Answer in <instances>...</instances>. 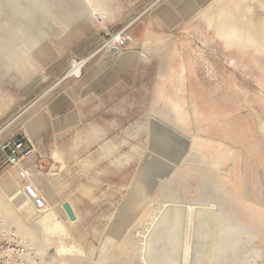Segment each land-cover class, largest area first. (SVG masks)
Masks as SVG:
<instances>
[{"label": "rangeland", "instance_id": "374dc122", "mask_svg": "<svg viewBox=\"0 0 264 264\" xmlns=\"http://www.w3.org/2000/svg\"><path fill=\"white\" fill-rule=\"evenodd\" d=\"M262 22L264 0H0V229L57 264H264Z\"/></svg>", "mask_w": 264, "mask_h": 264}, {"label": "built area", "instance_id": "2783aa9c", "mask_svg": "<svg viewBox=\"0 0 264 264\" xmlns=\"http://www.w3.org/2000/svg\"><path fill=\"white\" fill-rule=\"evenodd\" d=\"M127 27L122 28L116 34L110 36L101 45L99 50L109 53H118L130 41L131 37L127 33ZM116 35V36H115ZM7 161L16 166L20 163L23 150V141L14 139L7 144ZM19 175L23 180L22 188L31 200L34 208L38 211L46 208L44 197L37 188L30 183L27 178V169L20 168ZM0 264H57L49 259L46 254L38 249L37 245L29 239L16 235L10 230L0 229ZM59 264V263H58Z\"/></svg>", "mask_w": 264, "mask_h": 264}, {"label": "bare ground", "instance_id": "6f19581e", "mask_svg": "<svg viewBox=\"0 0 264 264\" xmlns=\"http://www.w3.org/2000/svg\"><path fill=\"white\" fill-rule=\"evenodd\" d=\"M248 8V7H247ZM226 17V11H221L220 12V15H219V21L221 22L224 18ZM259 29V28H258ZM260 29L263 31L264 30V22H262L261 23V25H260ZM261 30H259V32L261 31ZM88 58L89 57H85V58H83L82 60H80V61H76V60H72V62H71V65H70V68L66 71V75H71V74H74L75 76H77L79 73H80V70H81V67H82V65L84 64V62L85 61H87L88 60ZM66 75H64V76H66ZM63 76V77H64ZM263 132V131H262ZM53 165V164H52ZM54 168H55V166H53ZM60 167H61V164H60ZM59 169H61V168H58V170ZM58 172V171H57ZM53 173V172H52ZM29 176L31 177V178H33V179H35V177H36V175H34V174H29ZM29 179V178H28ZM30 180V179H29ZM34 181V180H33ZM33 185H34V183H33ZM35 186V185H34ZM9 187V186H8ZM12 187H13V185H12ZM36 187V186H35ZM10 190V189H9ZM9 199L11 200V202L17 207V208H20L21 210H24L25 212H27V214L28 215H32V210L34 209V206H33V204L31 203V200L27 197V195L25 194V192H24V190H23V188H18V187H15L10 193H9ZM59 206H60V208H61V210L63 211V213L65 214V216H66V213H65V211H64V209L62 208V203L61 204H59ZM72 206V205H71ZM72 209H73V211H74V213H75V215H76V212H75V210H74V207L72 206ZM49 212L50 213H45V217L44 218H49V217H54V215H55V213H51L52 212V210L50 209V207H49ZM69 219V218H68ZM76 219H77V215H76ZM76 219L75 220H70L69 219V221L71 222V223H73V222H75L76 221ZM43 220V219H42ZM47 221V220H46ZM45 221V222H46ZM56 222V224H59L60 223V221L59 220H53V221H51V225L53 226H55V223H53V222ZM62 221V220H61ZM77 222V221H76ZM43 223V222H42ZM49 223V222H48ZM53 223V224H52ZM50 224H48V225H44V228L42 227L41 229H44L43 230V233H44V231H46V229H48V228H50ZM35 226V225H34ZM53 226V227H54ZM30 227L31 226H29L28 227V229H30ZM57 227V226H56ZM32 229V228H31ZM31 229H30V231H31ZM58 229H59V227H58ZM11 231V230H10ZM21 231H23V232H26L27 230H21ZM55 231V230H54ZM42 232V231H41ZM50 233V232H49ZM24 234V233H23ZM46 234H47V232H46ZM22 236H24V235H22ZM64 255V254H63ZM63 258V257H62ZM65 258L66 257H64L63 259L65 260ZM67 258H68V256H67ZM62 259V260H63ZM69 259V258H68ZM66 261V260H65ZM69 261V260H68ZM60 262V261H59ZM62 262V261H61Z\"/></svg>", "mask_w": 264, "mask_h": 264}, {"label": "water", "instance_id": "95a60500", "mask_svg": "<svg viewBox=\"0 0 264 264\" xmlns=\"http://www.w3.org/2000/svg\"><path fill=\"white\" fill-rule=\"evenodd\" d=\"M62 208L64 209L67 217L70 219V220H75L76 219V215L72 209V206L71 204L68 202V201H63L62 202Z\"/></svg>", "mask_w": 264, "mask_h": 264}, {"label": "crops", "instance_id": "0c3cea01", "mask_svg": "<svg viewBox=\"0 0 264 264\" xmlns=\"http://www.w3.org/2000/svg\"><path fill=\"white\" fill-rule=\"evenodd\" d=\"M22 188V187H21ZM36 210V209H35Z\"/></svg>", "mask_w": 264, "mask_h": 264}]
</instances>
